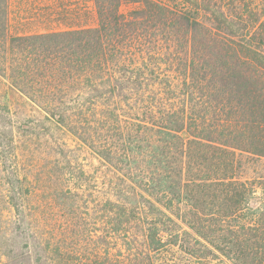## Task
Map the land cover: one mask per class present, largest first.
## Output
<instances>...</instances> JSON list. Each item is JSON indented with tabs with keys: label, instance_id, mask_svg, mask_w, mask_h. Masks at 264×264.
<instances>
[{
	"label": "trees",
	"instance_id": "1",
	"mask_svg": "<svg viewBox=\"0 0 264 264\" xmlns=\"http://www.w3.org/2000/svg\"><path fill=\"white\" fill-rule=\"evenodd\" d=\"M226 262L264 264V0H0V264Z\"/></svg>",
	"mask_w": 264,
	"mask_h": 264
},
{
	"label": "rangeland",
	"instance_id": "2",
	"mask_svg": "<svg viewBox=\"0 0 264 264\" xmlns=\"http://www.w3.org/2000/svg\"><path fill=\"white\" fill-rule=\"evenodd\" d=\"M67 2L74 3V0H67ZM42 3H44V1H42ZM26 5H27V3H26ZM8 99H10V98L8 97ZM90 160H91L90 158H86V162H85V164H86V165H90V163H91ZM89 167H90V166H89ZM89 167H87V169H88ZM224 264H229V263L226 262V263H224Z\"/></svg>",
	"mask_w": 264,
	"mask_h": 264
}]
</instances>
